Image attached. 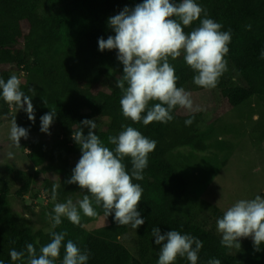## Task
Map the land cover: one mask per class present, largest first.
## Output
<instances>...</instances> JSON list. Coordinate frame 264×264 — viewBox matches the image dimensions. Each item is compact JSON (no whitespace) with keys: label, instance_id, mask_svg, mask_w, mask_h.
I'll return each mask as SVG.
<instances>
[{"label":"trees","instance_id":"obj_1","mask_svg":"<svg viewBox=\"0 0 264 264\" xmlns=\"http://www.w3.org/2000/svg\"><path fill=\"white\" fill-rule=\"evenodd\" d=\"M142 2L0 0V78L7 81L16 74L22 81V91L31 95L28 89L35 90L32 97L34 122L28 120L23 110L0 98V122L5 120L10 124L15 118L18 126L29 130L28 138L21 139L19 148L9 137L0 143V260L4 264H24L26 252L24 260L13 262L10 249L25 251L26 245L32 243L39 253V248L50 242L53 231L67 232L63 244L72 240L82 251L87 249L90 253L87 264H157L159 246L155 245L151 234L153 227H159L161 233L176 230L200 239L203 247L197 264H208L212 258L219 259L221 264H264V244L256 251L249 237L240 240L239 249L225 248L216 228L217 219L232 203L254 199L257 195L264 198L261 189L253 194L245 189L249 174L258 175L254 173L258 162L251 163V158L255 157L253 146L264 141V115L256 120V125L246 129L250 131L247 140L241 142L242 146L232 158L236 159L233 172L231 159L223 163L222 172L228 174L226 180H232L231 189L212 184L206 191L212 195L209 199L200 198L203 190L192 188L193 180L187 176V170L196 169L197 163L185 150L203 153L208 149L201 136V113L183 115L177 107L172 112V121L152 122L147 126L142 121L133 123L122 115L119 104L122 93L115 81L122 75L123 66L116 59L115 50L99 51L98 39L114 35L107 26L109 17L125 6L134 7ZM196 2L207 11L209 18L223 26L222 31L231 30L232 39L225 59L241 80L229 83V75L224 73L227 79L218 86L215 105L219 109H232L253 97L264 103V59H261L264 0ZM198 25L199 21H195L184 30L190 32ZM169 63L179 78L177 87L193 80L195 73L186 65L183 54L175 60L169 58ZM152 103L155 102H150V106ZM50 109L57 115L49 135L40 131V118ZM191 117H194L193 123L186 126L185 121ZM85 119L96 120L95 134L110 150L114 146L107 138L117 135L122 130L121 125L132 126L156 141L143 179L133 180L143 188L138 211L145 223L138 229L117 225L114 214L105 217L95 204L97 216L86 217L81 212L78 225L62 217V223L52 228L50 215L54 214L52 209L56 203L68 199L75 203L87 194L78 185L66 183L81 156L79 146L71 138L72 132L78 130V124ZM88 131L83 128L84 135ZM36 135L44 136V141L32 139ZM8 152L14 154L12 159L8 158ZM123 163L130 172V158H125ZM54 186L56 200L52 199ZM216 189L221 191L219 198ZM243 191L247 197L240 196ZM41 194L48 199L46 204ZM17 202L22 204L21 210L14 209ZM227 203L231 204L227 207ZM63 244L56 264H61L63 259ZM175 264L190 262L177 257Z\"/></svg>","mask_w":264,"mask_h":264},{"label":"clouds","instance_id":"obj_2","mask_svg":"<svg viewBox=\"0 0 264 264\" xmlns=\"http://www.w3.org/2000/svg\"><path fill=\"white\" fill-rule=\"evenodd\" d=\"M203 18L201 19V15ZM199 21L190 32L185 28ZM108 28L114 33L107 39H98L99 51L115 50L116 59L123 66L122 75L115 86L122 95L119 101L122 115L133 123L142 121L147 126L152 122L168 123L174 119L175 108L193 111L191 93L177 87L178 77L169 58L175 60L183 54L188 67L195 73L193 83L201 88H215L219 78L227 70L225 56L229 52L231 30L222 31V25L207 15V11L196 0H143L134 7L125 6L118 14L107 21ZM250 28L251 25H248ZM264 59V51L261 52ZM21 79L12 74L7 81L0 78V98L10 106L23 110L29 121H35L32 97L33 88L26 94L21 90ZM150 102L152 103L150 106ZM46 105V101L44 100ZM26 106V107H25ZM146 113V115H143ZM55 110H49L40 118V131L49 134L50 126L56 117ZM194 117L185 121L186 126L193 123ZM72 132L73 141L81 151L80 159L72 170L67 184L78 185L87 194L75 203L68 199L56 203L50 215L52 228L62 223V217L74 225L81 222V212L86 217L98 215L96 207L103 210L105 217L114 214L117 225H130L138 229L145 223L138 211L143 188L133 180L143 179L148 166V156L154 151L156 141L143 136L132 126L121 125L117 135H110V150L96 133V120L85 119ZM83 128H88L84 135ZM29 130L20 127L13 118L10 122L9 139L19 148L22 138L27 139ZM13 153L8 152L9 159ZM130 158L131 171L123 163ZM56 187L52 189V199L56 200ZM217 232L221 235V245L225 248H241L240 240L251 237L256 251L264 244V198L241 199L224 211L216 221ZM152 237L159 246L157 264H175L177 257L186 258L190 264H197L198 254L203 242L190 234L170 230L161 233L153 227ZM67 232L51 233L49 243L39 248L32 243L25 251L10 249L13 262L24 264H56ZM14 243V242H13ZM64 255L61 264H87L90 253L81 250L72 240L63 244ZM0 264H4L0 260ZM208 264H221L212 258Z\"/></svg>","mask_w":264,"mask_h":264},{"label":"rangeland","instance_id":"obj_3","mask_svg":"<svg viewBox=\"0 0 264 264\" xmlns=\"http://www.w3.org/2000/svg\"><path fill=\"white\" fill-rule=\"evenodd\" d=\"M224 73L229 75V83H239L241 81L229 67L228 62L227 70ZM224 73L219 78L215 88H201L195 85L193 80L183 86L186 91L191 93V98L193 100V111L189 112L186 109L180 108L179 112H181L183 115H191L194 113L202 114L201 136L208 145L207 151L203 153L193 152L190 149L185 150V152L191 155L194 161L197 163L196 169L192 168L187 170V176H190L193 180L192 182L194 184L192 185V188L195 187L198 191L203 190L202 193L204 194H202L200 197L202 199H209V197H212V195L206 193L207 189H209L212 184H216L217 187H221V189H227L228 187H230L229 190L231 189V184L229 182L232 180H226L228 178V174H223L224 171L222 172L223 163L231 159L233 172L236 165V159L232 160V158L234 157L235 152L240 148V146H242V143L247 140L250 131L246 129L256 125L258 123L256 120H258L260 117H263L264 115V103L259 101L257 97H253L232 109H219L217 105H215V102L218 99V86L223 83L226 75ZM9 130L10 124H8V121L2 120V122H0V143L3 142L5 138L9 137ZM251 136L253 138V132ZM32 139H35L38 142H43L45 137L42 135H36ZM2 144H5V142ZM253 152L255 157L251 158V163H255L257 160L258 164L257 168L254 169V173H257L258 175L256 176L249 174L248 176L245 189L250 191V194L257 192L260 189V192H264V141L259 142V144H256L255 147L253 146ZM232 175L234 176V173ZM225 176H227V178ZM241 176H243V174H241ZM241 176L239 178H241ZM41 177L43 178L45 176ZM203 177L209 180L205 182L200 181L204 179ZM252 179H255L256 181L252 182L253 184L250 183ZM209 181L210 183L205 185ZM241 189L244 188L242 187ZM216 190V197L219 198L221 191H218L219 189ZM230 194L232 195L233 193ZM240 196L243 198L247 197L248 194H245L243 191L240 193ZM40 197L42 200L44 199V204L48 202V199H46L45 195L41 194ZM26 199L29 200V198ZM230 204L231 203H227V207ZM232 205L233 203L230 206ZM21 206L22 204L18 203L14 206V209L21 210ZM98 224L101 225V222Z\"/></svg>","mask_w":264,"mask_h":264}]
</instances>
